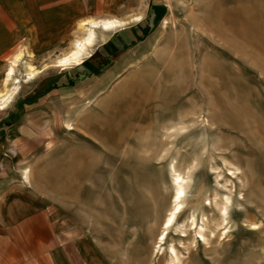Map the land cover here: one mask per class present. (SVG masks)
<instances>
[{"label":"rangeland","instance_id":"374dc122","mask_svg":"<svg viewBox=\"0 0 264 264\" xmlns=\"http://www.w3.org/2000/svg\"><path fill=\"white\" fill-rule=\"evenodd\" d=\"M177 3L187 10L135 45L99 28L84 60L59 64L92 23L58 55H20L12 81V59L0 69V108L16 91L0 137L38 102L59 104L37 119L43 147L68 153L52 164L69 171L76 264H264V0Z\"/></svg>","mask_w":264,"mask_h":264},{"label":"crops","instance_id":"0c3cea01","mask_svg":"<svg viewBox=\"0 0 264 264\" xmlns=\"http://www.w3.org/2000/svg\"><path fill=\"white\" fill-rule=\"evenodd\" d=\"M176 1L187 6V0H0V69L12 59L8 74L22 54L45 50V55H58L56 50L72 44L92 23L99 28L116 23L114 29L120 30L114 37L135 45L142 42L139 29L158 28L182 10L173 6ZM114 29L105 30L104 36L110 37ZM117 69L110 70L115 75ZM57 107L55 101L38 102L0 137V264H76L72 247L76 232L71 222L76 217L68 213L69 171L52 164L58 155L65 161L68 153L43 147L47 139L37 119L39 109L47 108L51 114ZM46 119L53 124L51 115ZM28 121L34 127L26 125ZM79 167L81 171V161ZM79 176L74 200L81 198L84 203L90 197V185Z\"/></svg>","mask_w":264,"mask_h":264},{"label":"bare ground","instance_id":"6f19581e","mask_svg":"<svg viewBox=\"0 0 264 264\" xmlns=\"http://www.w3.org/2000/svg\"><path fill=\"white\" fill-rule=\"evenodd\" d=\"M119 24V23H118ZM116 23H104L102 25V29L106 30V31H111L113 30L115 27ZM122 25V24H120ZM123 26V25H122ZM99 29L98 25L96 23H94V27H92L91 29H89V34L87 35V37L82 40L81 42H78V44L76 45V48L69 54L67 55L65 58L59 60V64H62L63 66H71L74 65L78 62H80L87 54L86 50L88 51L87 48H90L91 46H93L94 43V39H96V34H95V30ZM115 30V29H114ZM95 37V38H94ZM16 62H14L13 66L8 70V74H7V81H12L14 79V67L16 65ZM34 72H32L30 74V78L33 77ZM19 83V81H18ZM17 89V88H16ZM16 94V91L11 93V94H7L5 99L3 100V102L1 103V108L0 110H4L7 105L9 104V102L12 100L13 96ZM112 100V99H111ZM70 127V125H69ZM70 129H73L72 127ZM184 188L182 187L181 184H179V189L177 190L176 196H175V202L176 207L174 209V212L169 216V218L166 220L165 222V228L168 229L170 227L173 226V224L175 223V217L178 213H180L183 209V206L181 203L182 199L184 198ZM223 214L220 215V217H224L226 216V209H223ZM196 225V220L194 219L192 222V226L194 227ZM167 233V232H165ZM163 234V239H165V235Z\"/></svg>","mask_w":264,"mask_h":264}]
</instances>
